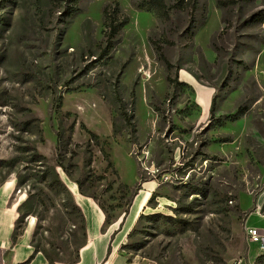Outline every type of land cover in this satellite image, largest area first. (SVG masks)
Masks as SVG:
<instances>
[{
	"label": "rangeland",
	"instance_id": "obj_1",
	"mask_svg": "<svg viewBox=\"0 0 264 264\" xmlns=\"http://www.w3.org/2000/svg\"><path fill=\"white\" fill-rule=\"evenodd\" d=\"M140 1L0 0V208L48 264L84 243L59 181L119 228L148 194L114 264H264V0Z\"/></svg>",
	"mask_w": 264,
	"mask_h": 264
},
{
	"label": "crops",
	"instance_id": "obj_2",
	"mask_svg": "<svg viewBox=\"0 0 264 264\" xmlns=\"http://www.w3.org/2000/svg\"><path fill=\"white\" fill-rule=\"evenodd\" d=\"M69 191L85 218L86 228V239L79 249V259L75 264H114L119 248L130 231L129 222L133 224L136 221L139 211L149 199L148 194L142 199H139L141 194L137 195L129 217L119 228L116 222L106 223V216L94 199L82 195L77 188ZM8 211L11 210L0 208V264H48L41 253L35 254L27 248L25 237L15 244L12 242L15 218ZM3 217H7L4 223Z\"/></svg>",
	"mask_w": 264,
	"mask_h": 264
},
{
	"label": "trees",
	"instance_id": "obj_3",
	"mask_svg": "<svg viewBox=\"0 0 264 264\" xmlns=\"http://www.w3.org/2000/svg\"><path fill=\"white\" fill-rule=\"evenodd\" d=\"M174 1H175L174 7H176V8H183V7L187 6V7H191L193 10H195L198 6V0H174ZM136 8L140 11H144L147 13H154L156 16H158L162 19H168L170 17V7H168V5L166 4V0H141L138 4H136ZM263 13H259V14L255 15L253 18L256 20H261V19L264 20V18H262ZM104 14H105V26H106V30H107L106 31V42H107L108 47H112L114 40L119 35L122 28L125 25H127L128 19L122 15L119 7H117V10L113 11L112 13L109 12V8H105ZM213 110H214V104H212V108H211L212 113H213ZM92 135H93V137H95L94 134H92ZM109 165L111 166V164H109ZM58 184L64 189L65 192H67L71 195L69 189L66 186H64V184L61 181H59ZM76 184L79 187L80 193L82 195L87 196L86 194L83 193L82 186L80 185V183L78 181H76ZM71 197H72V195H71ZM87 197H90V198L95 200V198L92 196H87ZM74 205H75V203H74ZM99 207L102 209V211L104 212V214L106 216V223L109 224L107 221V213H106L104 207L101 205H99ZM75 208L78 210V212L81 216V219L83 221L82 230H83V236H84V242H85V239H86L85 218H84L82 212L80 211V209L76 205H75ZM128 213H129V211H126V214H128ZM15 231L16 230H14L13 235H12V242L14 244L17 243V241H19V238L23 235L22 233L15 232ZM109 252H111V248L109 249ZM34 253L37 254L39 252H34ZM78 253H79V251H78ZM44 256L49 263H53V261L47 255H44ZM32 258H33V256L30 259H32ZM78 259H79V255L77 256L76 260L72 264H75L78 261Z\"/></svg>",
	"mask_w": 264,
	"mask_h": 264
},
{
	"label": "built area",
	"instance_id": "obj_4",
	"mask_svg": "<svg viewBox=\"0 0 264 264\" xmlns=\"http://www.w3.org/2000/svg\"><path fill=\"white\" fill-rule=\"evenodd\" d=\"M248 234L250 236V238L254 241V242H260L262 241V237L258 232L257 229H249Z\"/></svg>",
	"mask_w": 264,
	"mask_h": 264
}]
</instances>
